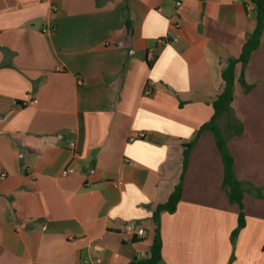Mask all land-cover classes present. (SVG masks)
Wrapping results in <instances>:
<instances>
[{
	"label": "crops",
	"instance_id": "obj_1",
	"mask_svg": "<svg viewBox=\"0 0 264 264\" xmlns=\"http://www.w3.org/2000/svg\"><path fill=\"white\" fill-rule=\"evenodd\" d=\"M176 1L0 0V264L147 258L177 186L161 264H264V29L219 120L240 207L201 127L256 14L248 0H185L180 14Z\"/></svg>",
	"mask_w": 264,
	"mask_h": 264
},
{
	"label": "trees",
	"instance_id": "obj_2",
	"mask_svg": "<svg viewBox=\"0 0 264 264\" xmlns=\"http://www.w3.org/2000/svg\"><path fill=\"white\" fill-rule=\"evenodd\" d=\"M255 6V14L257 20V27L254 33L249 37L247 42L244 44L242 53L238 59L230 60L228 66L223 71V81L224 87L218 96V98L213 102L214 113L212 117L202 125L201 129L211 130L215 134L216 143L219 151L221 152L223 162L225 165V178L224 187L227 189L229 194V199L232 203H237L242 207L243 199V188L242 183L236 178L233 168V157L229 152L227 147V140L223 136L220 127L219 120L224 115L231 114V105L234 98V88L236 83L235 69L238 63H241L242 72L239 78L240 83L244 87L248 85L244 81V69L249 61V58L254 50L259 46V41L261 34L264 29V0H251ZM181 186H177L176 190L170 196L168 201L162 205H159L157 211L154 214V220L157 222L155 229V235L153 242L149 251V256L144 259H136L130 264H161L162 262V237L159 227V218L162 211H167L173 213L177 209V205L181 199ZM245 226V214L241 210L239 214L238 226L232 233L233 238L237 236L239 231Z\"/></svg>",
	"mask_w": 264,
	"mask_h": 264
},
{
	"label": "built area",
	"instance_id": "obj_3",
	"mask_svg": "<svg viewBox=\"0 0 264 264\" xmlns=\"http://www.w3.org/2000/svg\"><path fill=\"white\" fill-rule=\"evenodd\" d=\"M184 1H185V0H177V1H176V9H177V12H178L179 14H180V9H181V7H182ZM245 9H246V11H247L248 13L255 12V6H254V4L252 3L251 0L246 1V3H245ZM181 26H182L181 21H178V22L176 23V27L179 29V28H181ZM55 31H56V29L53 28V27H48V28L44 29V32H45V33H54ZM168 41H169L168 36L161 37V38H159V39L157 40V45H163V44H166V43H168ZM147 59H148L149 61H151V62H154V61H155V59H156V55H155L153 49L149 50L148 55H147ZM79 82H80V84H82V81H79ZM153 86H154V82H153L152 80H149V81L147 82V85H146V88H145V93H146V94H150V93H152V91H153ZM145 136H146L145 133L141 132V133H137V134H135V135H131V136L129 137V140H130V141H135V140H137V139H143V138H145ZM69 145H70V147H71L72 149H75V144H74L73 142H71ZM69 172H70V171H69L68 169H65V170L62 172V175H63V176H67V175L69 174ZM126 227H127V230H128V231H136V233H137L138 235H143V234H144V229H143V228H137V229H136L135 225L132 224V223L127 224Z\"/></svg>",
	"mask_w": 264,
	"mask_h": 264
}]
</instances>
